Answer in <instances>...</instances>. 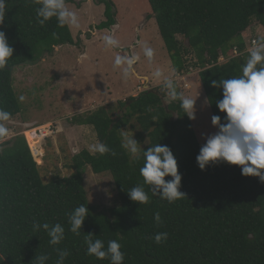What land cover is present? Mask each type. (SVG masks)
Instances as JSON below:
<instances>
[{
  "label": "trees",
  "instance_id": "1",
  "mask_svg": "<svg viewBox=\"0 0 264 264\" xmlns=\"http://www.w3.org/2000/svg\"><path fill=\"white\" fill-rule=\"evenodd\" d=\"M93 1L105 6L104 20L96 28L115 25L113 1ZM148 3L174 76L198 69L211 114L220 116L223 123L226 114L216 106L222 89L212 87L211 81L242 74L248 57L242 34L254 23L264 27V0ZM39 6L36 0H6L0 30L6 33L14 53L6 69L0 70V108L11 113L10 120L21 112L12 86L13 68L37 62L45 53L52 54L56 46L75 44L70 28L59 26L55 17L43 26L37 22ZM179 36L187 39L188 46ZM235 47L244 54L230 57ZM221 55L229 59L220 63ZM166 96V89L155 87L71 117V125L92 126L97 140L116 155L81 150L72 157L70 174L49 181L43 179L23 135L0 143V264H34L36 255L43 254L49 257L46 264H56L57 248L70 252L64 264H110V259L87 255L88 233L94 234L93 239H102L105 247L109 240L119 241L123 264H264V182L242 175L240 166L226 162L201 170L196 157L202 145L191 120L180 101L164 103ZM132 118L140 128L137 142L147 141L145 150L157 143L171 148L182 175L184 198L169 203L153 195L149 185H144L149 203L138 204L129 198L127 191L143 184L139 170L144 162L142 157L133 160L121 147V131ZM87 167L96 174L109 172L112 177L120 204L111 208L109 215L89 204L83 187ZM81 204L89 213L76 235L69 230L68 217ZM156 212L162 223H156ZM37 222L60 223L65 228L64 240L50 245L43 228L34 230ZM159 232L168 237L157 244L153 238Z\"/></svg>",
  "mask_w": 264,
  "mask_h": 264
},
{
  "label": "rangeland",
  "instance_id": "2",
  "mask_svg": "<svg viewBox=\"0 0 264 264\" xmlns=\"http://www.w3.org/2000/svg\"><path fill=\"white\" fill-rule=\"evenodd\" d=\"M112 1L115 4L116 22L106 30L96 28L104 20V4L93 0H72L67 3V7L77 13L80 22L79 28H70L75 44L56 46L52 54L45 53L37 62L13 68L14 92L18 99L20 96L25 99H19L21 112L5 122L10 135L0 143L23 133L21 135L29 142L45 181L70 174L72 157L81 150L89 152L88 145L97 141L92 126L71 125L70 118L95 109L99 104H112L118 99L137 96L139 90L136 88L140 82H150L149 88L159 87L162 91L166 89L164 78H171L186 97L196 99L195 119L190 120L201 145L205 143V135L217 131L211 124L212 114L202 93L198 69L193 68L183 76H174L171 59L148 0ZM262 34L264 27L254 23L242 35L245 39L253 35L260 39ZM105 35L113 36L119 42L118 47H106L103 40ZM178 38L188 46L187 39L183 36ZM145 46L153 50L151 60L144 55ZM117 55L138 57L128 76L123 72L126 65L115 66ZM187 56L192 58V55ZM157 69L162 72L160 78L154 76ZM145 77H149L148 82H144ZM166 91L164 103L171 99ZM130 120L123 130L137 140L140 128L133 118ZM40 124H43L41 127L53 125L45 137L34 130ZM138 143L143 147L147 141ZM83 187L89 204L95 206L97 212L109 215V210L120 204L109 172L96 174L87 167Z\"/></svg>",
  "mask_w": 264,
  "mask_h": 264
},
{
  "label": "clouds",
  "instance_id": "3",
  "mask_svg": "<svg viewBox=\"0 0 264 264\" xmlns=\"http://www.w3.org/2000/svg\"><path fill=\"white\" fill-rule=\"evenodd\" d=\"M36 2L40 5L36 12L37 22L41 26L55 17L59 26L80 27L77 13L67 7L66 0H36ZM5 17L6 0H0V28L4 25ZM252 39L256 41L251 46ZM103 40L106 47H118L119 45V42L111 35H105ZM243 40L246 44L244 53L248 52V57L242 65V74L232 78L211 81L212 87L222 89V99L216 101V106L226 116L223 123L220 116L213 115L211 117V124L218 130L213 134L204 136L205 143L201 146L196 161L201 170L220 162L237 165L241 167L242 175L258 177L261 182H264V34L260 39L255 37L245 39L243 37ZM234 50H236V53ZM13 53L14 48L10 45L6 33L0 30V70L6 69ZM244 53L239 52L235 47L230 57ZM144 55L151 60L153 50L145 46ZM137 59L136 56L122 57L117 55L114 63L118 68L126 65L123 72L125 76H128L132 72ZM228 59V57L221 55L219 62L223 63ZM154 76L160 78L162 72L157 69ZM145 81L148 82L149 78L148 81ZM149 84L150 82L147 84H141L140 82L136 90H139L140 93L143 90L153 89L148 87ZM163 84L168 90L170 98L174 101H180V106L185 114L190 119H195L196 99L193 100L186 97L182 92H178L171 78H164ZM202 93L204 94L203 91ZM19 99L23 101L25 97L20 96ZM10 118L11 113L0 108V141L7 139L10 135V130L5 124ZM26 127L27 125L24 130ZM121 136V147L126 150L130 157L133 160H139L142 157L144 161L139 170L140 175L143 177V184H138L127 191L133 202L138 204L149 203L150 197L145 191L144 185H149L153 195H159L161 199L167 200L169 203H174L185 197V194L180 191L182 175L178 171L177 160L169 146L157 143L145 150L134 139L133 135H128L126 130L121 131ZM27 143L30 147L28 141ZM88 150L93 155L97 153L100 155L108 153L113 156L116 155L106 144L98 140L88 145ZM166 177H171V179L166 180ZM88 213L89 209L84 204L79 205L69 213V230L72 233L80 235ZM154 219L157 224L162 223L159 212L154 214ZM33 228L34 230L43 228L50 238L49 244L53 246L59 245L65 238V228L60 223L54 225L43 223L41 225L37 222L33 224ZM93 236L92 233L85 236L87 255L94 256L99 260L110 259V264H123L125 257L121 251L122 245L119 241L109 240L105 247V242L102 239H93ZM167 237L166 232H159L155 234L153 239L155 243L160 244L166 241ZM56 252V264H64L70 252L67 249L60 248H57ZM48 259L49 257L46 254L36 255L32 262L34 264H46Z\"/></svg>",
  "mask_w": 264,
  "mask_h": 264
},
{
  "label": "built area",
  "instance_id": "4",
  "mask_svg": "<svg viewBox=\"0 0 264 264\" xmlns=\"http://www.w3.org/2000/svg\"><path fill=\"white\" fill-rule=\"evenodd\" d=\"M256 40L255 39H252L251 40V46L252 44L255 42ZM234 52L236 53V50H234ZM42 125L34 128V130L37 132V134L39 136H42V137H45L46 134L53 128V125L50 124L48 127H41Z\"/></svg>",
  "mask_w": 264,
  "mask_h": 264
},
{
  "label": "crops",
  "instance_id": "5",
  "mask_svg": "<svg viewBox=\"0 0 264 264\" xmlns=\"http://www.w3.org/2000/svg\"><path fill=\"white\" fill-rule=\"evenodd\" d=\"M136 75V74H135ZM136 76H139V75H136ZM138 78V77H137ZM149 78V77H148ZM119 100V99H118ZM110 103V102H109ZM99 105H101V104H99ZM103 105V104H102Z\"/></svg>",
  "mask_w": 264,
  "mask_h": 264
},
{
  "label": "water",
  "instance_id": "6",
  "mask_svg": "<svg viewBox=\"0 0 264 264\" xmlns=\"http://www.w3.org/2000/svg\"><path fill=\"white\" fill-rule=\"evenodd\" d=\"M146 78V80L148 81V78L147 77H145Z\"/></svg>",
  "mask_w": 264,
  "mask_h": 264
}]
</instances>
